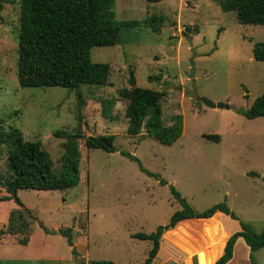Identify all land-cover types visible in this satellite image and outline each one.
Here are the masks:
<instances>
[{"label":"rangeland","instance_id":"rangeland-1","mask_svg":"<svg viewBox=\"0 0 264 264\" xmlns=\"http://www.w3.org/2000/svg\"><path fill=\"white\" fill-rule=\"evenodd\" d=\"M114 10L117 20L143 21L163 14L166 21L158 31L142 23L123 28L120 43L92 46L91 60L111 66L104 86L23 87L18 80L20 0L1 2L0 118L5 128L13 125L25 139L41 140L56 170L64 152V138L57 137L56 131L86 136L112 133L117 150L88 147L79 138L77 186L20 188V202L0 201V229L4 230L0 264H90L100 259L143 264L152 241L135 234L167 224L181 208L169 185L197 211L226 202L256 231L264 228V116L248 119L237 111L248 109L264 89V61L253 54L254 44L264 41V24L241 23L237 11H225L215 0H115ZM131 75L134 85L163 92L164 125L171 123L174 114L183 115V133L173 144L128 134L130 101L119 98L118 91L134 86ZM156 75L161 77L150 80ZM198 96L229 107H209L198 103ZM208 133L219 134L221 140L206 138ZM6 151L0 144V171L6 169ZM122 151L139 158L159 177L148 175ZM160 178L168 185L161 184ZM7 194L0 187V197ZM203 221L207 224L197 226L194 242L206 249L208 241L219 236L211 231L212 225H223V237L230 227L222 216ZM42 225L50 230L70 228L78 254L68 238L48 233ZM175 226L168 229L174 234L161 238L153 264H192L196 252L186 242L187 230L180 225L174 231ZM172 234L180 236L174 246ZM219 243L203 250L205 264H215ZM255 260L264 264V247Z\"/></svg>","mask_w":264,"mask_h":264},{"label":"trees","instance_id":"trees-1","mask_svg":"<svg viewBox=\"0 0 264 264\" xmlns=\"http://www.w3.org/2000/svg\"><path fill=\"white\" fill-rule=\"evenodd\" d=\"M159 2L162 0H147ZM225 11H237L238 21L244 24H264V0H215ZM14 3L15 0H0ZM21 16L18 37V80L23 87L62 86L78 89L83 85L104 86L108 83L111 66L105 62L91 60V48L95 45H116L121 42L120 32L123 28H135L144 24L158 31L166 21L163 14L138 19L117 20L115 0H20ZM255 59L264 61V41L256 42L253 47ZM161 76L150 77V80ZM129 82L135 84L130 76ZM119 98L130 101L128 111V134L131 136L148 135L161 143L171 145L183 133V115L174 114L169 125L162 122L161 97L163 92L134 85L122 87ZM201 103V101H198ZM84 100H81V105ZM248 119L264 116V89L248 109H237ZM106 115V114H105ZM81 117V114H79ZM110 117V114L107 115ZM112 117V116H111ZM5 128L4 119L0 118V144L6 146V169L0 171V187L7 195L0 201L15 198L20 202L17 191L20 188L64 190L77 186L80 182L79 162L81 151L78 133L56 131L57 137L64 138V149L58 170L54 167L50 153L41 140L25 139L22 131L13 125ZM211 140L220 141L216 133L205 134ZM115 134L104 133L88 135L86 146L101 148L108 152L116 151ZM139 163L148 175L159 177L147 170L140 159L134 155L121 152ZM258 175V174H251ZM161 184L168 182L160 178ZM170 191L181 205L174 211L169 222L159 225L150 233L138 232L135 237L152 241V248L143 264H151L156 257L160 238L163 233L174 227L179 221L190 218H210L221 211L231 218L239 220L241 230L232 233L227 239L223 254L215 264H226L233 257L236 240L243 237L250 247V261L258 264L254 253L264 247V228L257 232L251 223L241 220L226 202H219L211 207L197 211L173 185ZM28 210L26 207H23ZM4 233L0 229V235ZM26 244L25 240L21 241ZM90 264H124L112 260H92Z\"/></svg>","mask_w":264,"mask_h":264},{"label":"crops","instance_id":"crops-1","mask_svg":"<svg viewBox=\"0 0 264 264\" xmlns=\"http://www.w3.org/2000/svg\"><path fill=\"white\" fill-rule=\"evenodd\" d=\"M202 109V107H200ZM137 137V136H135ZM220 140H221V136H220ZM215 141V140H213ZM181 206V205H180ZM226 217L228 219V223L226 224L227 226L226 227H230L229 231L227 232V234L223 237V232L225 230V228L223 227L222 224H218V227H214L213 225L211 226V231L212 232H219V236H218V239L213 238L212 240L208 241V246L206 247V249H202V247H198L199 245L194 242V238L196 236H194V234H197L196 231V228L197 226L199 228H201V226H203L204 224H207L205 221H203V219H205L206 221L207 220H210V219H215L217 217ZM199 219H202V220H199ZM242 220V219H241ZM217 222V221H216ZM248 222V221H247ZM189 223H192V225L190 226ZM250 223V222H249ZM180 225H183L186 230H187V233L185 235L186 237V242L190 243L192 245V249L193 252H199L200 250H211L213 249L215 246H216V243H219V238L223 237V239L221 240V242L219 243V245L217 246V256L215 258V261L223 254L224 252V248H225V245H226V242H227V239L229 238V236L236 232V231H239L241 230V226H240V222L239 220H236V219H233L231 218L229 215L221 212V211H218L216 212L212 217L210 218H190V219H184V220H181L179 221L175 228H174V231H176L178 229V227ZM252 225V224H251ZM204 227V226H203ZM55 230H59L60 228L58 226H55L54 227ZM210 231V232H211ZM258 232V231H257ZM171 233H175V232H171V230H166L163 235L161 236V238L163 237V241H164V238L165 236H169L171 235ZM172 234V237L173 239H171L170 242L173 243V246H174V240L179 236V235H173ZM174 236V237H173ZM180 237V236H179ZM161 238H160V246H161ZM72 241H73V244L75 246V249L77 251V248L78 247V244H77V241H74V237H72ZM205 248V247H204ZM259 251V250H258ZM250 247L249 245L246 243L245 239L243 237H239L236 242H235V245H234V250H233V257L226 263V264H246L247 261H250ZM257 252V251H256ZM256 252L254 253V255L256 254ZM195 253V254H196ZM193 254V253H192ZM184 258V257H183ZM155 260V259H154ZM153 260V261H154ZM214 261V263H215ZM251 262V261H250ZM185 264V261L183 262ZM153 264V262L151 263Z\"/></svg>","mask_w":264,"mask_h":264},{"label":"water","instance_id":"water-1","mask_svg":"<svg viewBox=\"0 0 264 264\" xmlns=\"http://www.w3.org/2000/svg\"><path fill=\"white\" fill-rule=\"evenodd\" d=\"M190 76L193 77L194 76V65L192 64V70L190 73ZM199 101L205 103L207 106L209 107H213V108H228L229 104L225 103V102H213L212 100H210L209 98L205 97V96H198L197 98ZM86 135H80L79 138H83L86 139ZM43 226V225H42ZM44 227V226H43ZM44 229L46 230V232L51 233V234H57L60 233L63 236H65L66 238H68V242L70 244V246L73 248L74 250V254H78V252L75 249V246L73 244L72 241V234H71V229H66V230H55V229H48L46 227H44ZM192 264H205V259H204V251L200 250L199 252H197L196 254H194L192 256Z\"/></svg>","mask_w":264,"mask_h":264}]
</instances>
